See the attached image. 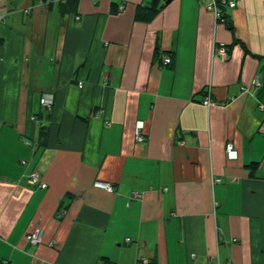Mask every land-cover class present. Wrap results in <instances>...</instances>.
<instances>
[{
	"label": "crops",
	"instance_id": "0c3cea01",
	"mask_svg": "<svg viewBox=\"0 0 264 264\" xmlns=\"http://www.w3.org/2000/svg\"><path fill=\"white\" fill-rule=\"evenodd\" d=\"M152 1L0 0V264H264V0Z\"/></svg>",
	"mask_w": 264,
	"mask_h": 264
},
{
	"label": "built area",
	"instance_id": "2783aa9c",
	"mask_svg": "<svg viewBox=\"0 0 264 264\" xmlns=\"http://www.w3.org/2000/svg\"><path fill=\"white\" fill-rule=\"evenodd\" d=\"M237 6V0H209L208 4L206 5V8L210 10L214 16L217 22H226V19L224 17V11L229 8V9H234ZM123 6L119 8V10H122ZM221 56H227L228 51L225 47L224 43H221L220 46L218 47V50H216ZM171 62V59L169 57L164 59V63L168 65ZM252 86L255 88L260 87V82L258 79H255L252 82ZM41 102L44 105L50 106L52 101L51 99H45L43 98ZM203 104L207 107H211L215 105V102L213 101V98L211 96V93L208 92V94L205 96L203 99ZM144 128H145V123L142 120H138L135 124V129H134V138L136 142H144L145 140V135H144ZM226 154L229 160H235L238 158V151L235 148L234 144L229 142L226 144ZM39 182V176L37 173H33L29 177V183L31 185L37 184ZM221 182V178H216L214 179V183H219ZM95 186L101 189H104L108 192H113V186L112 184H108L102 181H97L95 183ZM42 188H46V184H41ZM141 195L138 193L133 194L134 198L140 197ZM26 240L28 244L32 246H36L41 243V233L38 229H33L32 231L28 232L26 234ZM129 241V239H127Z\"/></svg>",
	"mask_w": 264,
	"mask_h": 264
},
{
	"label": "trees",
	"instance_id": "16d2710c",
	"mask_svg": "<svg viewBox=\"0 0 264 264\" xmlns=\"http://www.w3.org/2000/svg\"><path fill=\"white\" fill-rule=\"evenodd\" d=\"M71 1L72 3L76 4L77 3V0H69ZM160 1L161 0H153L151 2V5L149 7L146 8V10L148 9V11H146L145 13H142V14H138L137 15V18L138 19H141V21H149L151 18H153L157 12L159 11L160 9ZM114 6H116V4H113V7H112V11L113 12H116L117 10L114 9ZM227 15L225 14V11H224V17L226 19V22H227ZM260 82V87H258L257 89L261 88L262 87V82L261 80H259ZM42 135L43 137L47 134V132L44 130V128L42 127ZM46 129V128H45ZM32 246V245H31Z\"/></svg>",
	"mask_w": 264,
	"mask_h": 264
},
{
	"label": "bare ground",
	"instance_id": "6f19581e",
	"mask_svg": "<svg viewBox=\"0 0 264 264\" xmlns=\"http://www.w3.org/2000/svg\"><path fill=\"white\" fill-rule=\"evenodd\" d=\"M43 98H45V99H51V101H52V103H51V105L50 106H48V105H44L42 102H41V100L43 99ZM41 100H40V102H41V104L45 107V108H47V109H52V107H53V99L51 98V97H42L41 98ZM143 121V120H142ZM226 149V148H225ZM33 173H37L38 174V176H39V182L37 183V184H34V185H31L30 183H29V177H30V175L31 174H33ZM33 173H31L30 175H29V177H28V183L32 186V187H34V186H37V187H40V188H42L41 187V184H43L44 182H42V180H41V177H40V175H39V173L38 172H33ZM97 182V181H96ZM96 182H94L93 183V185L95 186V183ZM102 182H105V183H108V184H110L111 185V183L110 182H107V181H102ZM44 184H46V183H44ZM113 186V185H112ZM96 187V186H95ZM46 188H47V184H46ZM46 188H42V189H46ZM98 188V187H97ZM101 189V188H100ZM104 190V189H103ZM113 191H114V187H113ZM135 193H138V194H140V195H142V193H139V192H133L132 193V195L133 194H135ZM35 229H38L39 231H40V233H41V229L40 228H34V230ZM30 232V231H29ZM30 245V244H29ZM31 246V245H30Z\"/></svg>",
	"mask_w": 264,
	"mask_h": 264
}]
</instances>
